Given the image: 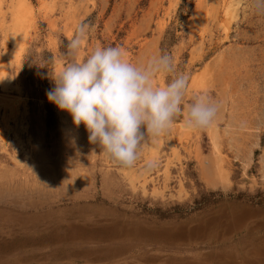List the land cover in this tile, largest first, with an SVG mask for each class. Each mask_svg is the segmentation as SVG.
<instances>
[{
    "label": "rangeland",
    "instance_id": "rangeland-1",
    "mask_svg": "<svg viewBox=\"0 0 264 264\" xmlns=\"http://www.w3.org/2000/svg\"><path fill=\"white\" fill-rule=\"evenodd\" d=\"M79 23L90 27L73 53ZM99 46L140 65L168 54L188 77L180 113L145 134L130 167L45 99L62 66ZM199 94L217 113L193 130L184 111ZM263 240L264 11L253 0H0V264H264Z\"/></svg>",
    "mask_w": 264,
    "mask_h": 264
},
{
    "label": "clouds",
    "instance_id": "clouds-1",
    "mask_svg": "<svg viewBox=\"0 0 264 264\" xmlns=\"http://www.w3.org/2000/svg\"><path fill=\"white\" fill-rule=\"evenodd\" d=\"M253 6L264 11V0H253ZM89 27L76 25L67 45L70 52L80 48ZM157 76L166 82L155 83ZM187 81L185 73L175 72L168 54L154 55L140 65L130 61L120 46H99L82 60L62 66L45 99L67 113L73 127L83 125L88 141L111 161L130 167L145 134L164 133L180 113ZM216 113V103L207 94H199L186 106L185 126L203 129Z\"/></svg>",
    "mask_w": 264,
    "mask_h": 264
},
{
    "label": "bare ground",
    "instance_id": "bare-ground-1",
    "mask_svg": "<svg viewBox=\"0 0 264 264\" xmlns=\"http://www.w3.org/2000/svg\"><path fill=\"white\" fill-rule=\"evenodd\" d=\"M2 69V68H1ZM241 214H242V212L240 213V215H235V217L232 219V220H230L231 222H228V224H226V231H228V230H231V229H233L234 227L233 226H235L236 224H237V222H238V220L240 219V217H241ZM251 214V213H250ZM246 216V215H245ZM244 216V217H245ZM228 217V216H227ZM245 221V220H244ZM241 222V221H240ZM246 222V221H245ZM215 224V223H214ZM213 225V224H212ZM236 228V227H235ZM240 228V227H239ZM251 228H253L252 226H251ZM213 229V228H212ZM215 229V228H214ZM221 229V228H220ZM259 229V228H258ZM250 230H252V229H250ZM12 231V230H11ZM10 231V232H11ZM208 231V230H207ZM225 232V231H224ZM212 234V233H211ZM9 235V234H8ZM235 235V234H234ZM11 236V235H10ZM209 236H210V234H209ZM224 236V235H223ZM212 237H213V235H212ZM225 237H226V235H225ZM197 238H199V237H197ZM232 238V237H231ZM252 238V237H251ZM261 238V237H260ZM48 239V238H47ZM187 239V238H186ZM193 239V238H192ZM227 239V238H226ZM254 239V238H253ZM257 239V238H256ZM199 240V239H198ZM204 240V239H203ZM235 240V239H234ZM35 241V240H34ZM40 241H42V240H40ZM40 241L38 242V243H40ZM49 241V240H48ZM226 241V240H225ZM264 241V240H263ZM193 242V241H192ZM261 242V241H260ZM70 243H72V241L70 242ZM84 243V242H83ZM128 243V242H127ZM185 243V242H184ZM24 244H25V241H24ZM28 243H26L25 244V246L27 245ZM66 244H69L68 242L66 243ZM79 244V243H78ZM182 244V243H181ZM222 244H224V243H222ZM222 244H219V245H222ZM260 244V243H259ZM121 245V244H120ZM215 244H213V246H214ZM219 245H217V246H219ZM249 245V244H248ZM12 246V245H11ZM30 246V245H29ZM41 246H42V244H41ZM193 246V245H192ZM235 246V245H234ZM242 246V245H241ZM259 246V245H258ZM32 247V246H31ZM30 247V248H31ZM37 247V246H36ZM138 247V246H137ZM252 247V246H251ZM8 248V247H7ZM12 248V247H11ZM22 248V247H21ZM34 248V247H33ZM8 249H10V248H8ZM15 249H16V247H15ZM108 249V248H107ZM135 249V248H134ZM139 249V248H138ZM39 250V249H38ZM80 250V249H79ZM132 250V249H131ZM218 250V249H217ZM235 250V249H234ZM184 251V250H183ZM212 251V250H211ZM227 251V250H226ZM118 252V251H117ZM126 252H128V251H126ZM184 252H186V251H184ZM94 253V252H93ZM30 254V253H29ZM63 254V253H62ZM125 254V253H124ZM210 254H213V253H210ZM216 254V253H215ZM35 255H37V254H35ZM97 255V254H96ZM184 255V254H183ZM202 255V254H201ZM206 255V254H205ZM208 255V254H207ZM233 255V254H232ZM56 256V255H55ZM185 256V255H184ZM198 256V255H197ZM219 256H220V254H219ZM97 257V256H96ZM207 257V256H206ZM229 257V256H228ZM162 258H164V257H162ZM204 258V257H203ZM255 258V257H254ZM99 259V258H98ZM158 259V258H157ZM153 260V259H152ZM155 260V259H154ZM165 260V259H164ZM209 260V259H208ZM203 261V260H202ZM148 262H149V260H148ZM178 262V261H177ZM181 262H183V261H181ZM204 262V261H203ZM225 262H227V261H225ZM151 263V262H150ZM188 263V262H187ZM210 263V262H209ZM264 263V262H263ZM200 264V263H199Z\"/></svg>",
    "mask_w": 264,
    "mask_h": 264
}]
</instances>
